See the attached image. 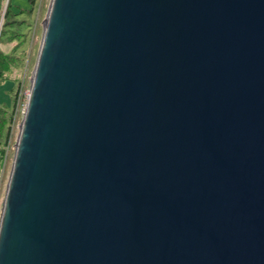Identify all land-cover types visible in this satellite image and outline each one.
Here are the masks:
<instances>
[{
  "label": "water",
  "instance_id": "obj_1",
  "mask_svg": "<svg viewBox=\"0 0 264 264\" xmlns=\"http://www.w3.org/2000/svg\"><path fill=\"white\" fill-rule=\"evenodd\" d=\"M0 264H264V0H51Z\"/></svg>",
  "mask_w": 264,
  "mask_h": 264
},
{
  "label": "rangeland",
  "instance_id": "obj_2",
  "mask_svg": "<svg viewBox=\"0 0 264 264\" xmlns=\"http://www.w3.org/2000/svg\"><path fill=\"white\" fill-rule=\"evenodd\" d=\"M8 2V1H7ZM51 0H38V4L34 6L29 0H12V5L15 9L24 11L18 20L23 21L21 32L24 39L19 48V54L23 55L21 65L14 67L5 78L0 79V106L5 108L8 112L13 109V94L22 83L23 78L27 77L25 88L30 89V79L33 73L37 54L42 38L43 20L47 17ZM34 8V10H33ZM41 10L40 25L37 24L36 29L34 24L37 18V11ZM16 43L13 42L7 46V50L11 49ZM3 46L1 45V48ZM6 47H3L5 49ZM28 64V68H26ZM27 74H25V73ZM12 165V159L9 162V169Z\"/></svg>",
  "mask_w": 264,
  "mask_h": 264
},
{
  "label": "trees",
  "instance_id": "obj_3",
  "mask_svg": "<svg viewBox=\"0 0 264 264\" xmlns=\"http://www.w3.org/2000/svg\"><path fill=\"white\" fill-rule=\"evenodd\" d=\"M29 1L34 4V6L38 4V0ZM23 12L24 11L13 7L12 0H0V79L9 75L14 67L21 65L23 55H20L18 52L24 35L21 32L23 21L18 20V17ZM13 42L16 44L11 49L7 50V46L11 45ZM1 45L6 48H1ZM18 88L13 94V106L15 104ZM11 112H8L5 108L0 106V167L3 160L4 148L8 140Z\"/></svg>",
  "mask_w": 264,
  "mask_h": 264
},
{
  "label": "built area",
  "instance_id": "obj_4",
  "mask_svg": "<svg viewBox=\"0 0 264 264\" xmlns=\"http://www.w3.org/2000/svg\"><path fill=\"white\" fill-rule=\"evenodd\" d=\"M40 21H41V10L39 9L37 11V18L34 24L35 29L37 27V24L40 25ZM25 67L28 68V64H26ZM26 80L27 77L23 78L22 83H20L19 85L17 95L15 97V104L11 112V121L9 124L8 140L4 148L3 160L0 167V217L5 199L6 187L10 175V169H11V167L9 169V162L11 161V159L13 161L14 158L21 123L24 118V114L30 96V89L25 88V86H27Z\"/></svg>",
  "mask_w": 264,
  "mask_h": 264
},
{
  "label": "clouds",
  "instance_id": "obj_5",
  "mask_svg": "<svg viewBox=\"0 0 264 264\" xmlns=\"http://www.w3.org/2000/svg\"><path fill=\"white\" fill-rule=\"evenodd\" d=\"M13 110V109H12Z\"/></svg>",
  "mask_w": 264,
  "mask_h": 264
}]
</instances>
